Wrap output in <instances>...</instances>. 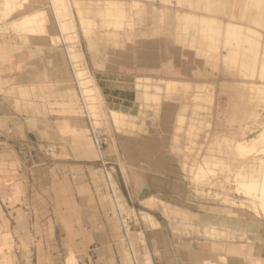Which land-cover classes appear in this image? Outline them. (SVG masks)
<instances>
[{
	"label": "rangeland",
	"instance_id": "rangeland-1",
	"mask_svg": "<svg viewBox=\"0 0 264 264\" xmlns=\"http://www.w3.org/2000/svg\"><path fill=\"white\" fill-rule=\"evenodd\" d=\"M0 23L62 51L87 122L43 150L79 164L83 217L33 264H264V0H0Z\"/></svg>",
	"mask_w": 264,
	"mask_h": 264
},
{
	"label": "crops",
	"instance_id": "crops-1",
	"mask_svg": "<svg viewBox=\"0 0 264 264\" xmlns=\"http://www.w3.org/2000/svg\"><path fill=\"white\" fill-rule=\"evenodd\" d=\"M14 37L0 23V262L33 264L47 256L55 218L68 225L83 217L70 200L85 189L79 181L74 190L69 177L73 172L82 178L75 172L79 164L52 161L43 150L53 148L69 159L77 145L88 143L87 122L62 51L35 35L25 36L26 42ZM46 193L52 204L43 202ZM248 246L235 247L250 257Z\"/></svg>",
	"mask_w": 264,
	"mask_h": 264
},
{
	"label": "bare ground",
	"instance_id": "bare-ground-1",
	"mask_svg": "<svg viewBox=\"0 0 264 264\" xmlns=\"http://www.w3.org/2000/svg\"><path fill=\"white\" fill-rule=\"evenodd\" d=\"M49 3V2H48ZM51 4V3H50ZM59 4V3H58ZM52 11H53V8H52ZM40 14V11H36V12H34V14L32 15V14H30L29 16H33V17H35V16H37V15H39ZM70 15V14H69ZM32 18V17H31ZM55 18V17H54ZM55 21H57L56 19H54ZM214 23V22H213ZM60 25V24H59ZM58 24H57V26L56 27H58V31H59V33H61L60 31V26H59ZM255 55H257L256 53H255ZM69 59V58H68ZM260 72V71H259ZM80 76V75H79ZM169 83V82H168ZM171 83V82H170ZM177 83V82H176ZM185 84V83H184ZM171 85V84H170ZM169 85V86H170ZM187 85V84H186ZM188 85H189V83H188ZM176 86V85H175ZM192 86V85H191ZM203 86V85H202ZM207 86H209V85H207ZM210 86H211V84H210ZM204 87V86H203ZM158 88V87H157ZM160 89V88H159ZM166 89V88H165ZM196 89V88H195ZM156 90V89H155ZM202 90V89H201ZM209 93V92H208ZM211 93V92H210ZM197 99V98H196ZM260 138H262V137H260ZM259 139V138H258ZM257 139V140H258ZM253 140V139H252ZM249 141H251V139L249 140ZM262 141V140H261ZM239 142H241L240 144H243L244 142L241 140V141H239ZM243 142V143H242ZM253 142V143H252ZM248 143V142H247ZM251 143H252V145H254V141H251ZM256 143V142H255ZM245 144V143H244ZM236 145V144H235ZM239 145V144H238ZM251 144H250V146H252ZM237 146V145H236ZM242 146V145H241ZM241 146H240V150L242 151L243 149H244V147L246 148L247 146L245 145L244 147H243V149L241 148ZM249 146V145H248ZM250 146H249V148H250ZM238 147V146H237ZM253 148H254V146H252ZM256 147V146H255ZM236 149V148H235ZM238 149V148H237ZM247 149V148H246ZM245 150V149H244ZM244 150H243V152H244ZM252 150V149H251ZM247 151L245 150V153H246ZM249 152V151H248ZM247 185H249V184H247ZM251 186V185H250ZM242 263V262H241ZM214 264V263H213ZM239 264H240V262H239Z\"/></svg>",
	"mask_w": 264,
	"mask_h": 264
},
{
	"label": "built area",
	"instance_id": "built-area-1",
	"mask_svg": "<svg viewBox=\"0 0 264 264\" xmlns=\"http://www.w3.org/2000/svg\"><path fill=\"white\" fill-rule=\"evenodd\" d=\"M92 133H93L92 136H93V139L95 141L96 148L100 152V148H101L100 141H99L98 137L96 136L95 132L92 131ZM103 169H104L105 173L107 174V170H106V166L105 165L103 166Z\"/></svg>",
	"mask_w": 264,
	"mask_h": 264
}]
</instances>
